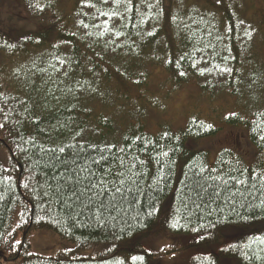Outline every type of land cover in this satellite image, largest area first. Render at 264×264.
Listing matches in <instances>:
<instances>
[{
    "label": "trees",
    "instance_id": "1",
    "mask_svg": "<svg viewBox=\"0 0 264 264\" xmlns=\"http://www.w3.org/2000/svg\"><path fill=\"white\" fill-rule=\"evenodd\" d=\"M242 3L0 0V109L8 118L0 129V264H161L170 251L149 248L154 234L183 240L187 264H264V62L255 52L263 33L244 19ZM5 5L23 13L27 27L8 29ZM189 84L200 99L184 107L182 126L147 123L149 110L166 113ZM61 124L71 131H55ZM222 126L246 130L251 162L224 147L211 163L209 150L196 147ZM12 128L44 148L70 143L81 129L76 142L91 155L114 146L104 155L116 164L138 163L124 176L139 180L137 202L127 197L102 218L96 208L69 212L46 184L37 187V150L10 136ZM149 204L155 214L141 215L147 227H140L132 218ZM228 216L235 224L219 233L213 225ZM173 221L180 226L173 229ZM41 231L73 248L34 253L30 238Z\"/></svg>",
    "mask_w": 264,
    "mask_h": 264
},
{
    "label": "snow or ice",
    "instance_id": "2",
    "mask_svg": "<svg viewBox=\"0 0 264 264\" xmlns=\"http://www.w3.org/2000/svg\"><path fill=\"white\" fill-rule=\"evenodd\" d=\"M109 3L110 0H105ZM183 75V73H181ZM58 99V97H57ZM0 113L4 114V122L0 123V129L7 128L8 118L7 113L4 109H0ZM40 121L33 120V124H37ZM55 131L60 132L61 129H71L68 128L67 124H61L59 126H54ZM10 136H15L20 138L22 143L30 144L33 149L37 151L33 153L36 159L37 166L41 169L36 175L38 179L36 180L37 187H43L47 185L48 190L55 195L60 203L66 207V209L71 212L74 207H82L91 213L92 208H96L97 214L102 218L104 213L107 212L111 215L112 212L117 211V205L121 201H125L129 205L135 204L137 201L135 199L136 193L139 191V180H126L124 179L125 173L128 169L136 170L138 168V163L133 162L131 164H125V159H119V163L116 164V157H110L104 155L105 151L111 153L112 147L108 146L107 149H101L99 156H93L88 151L89 146L84 143H77V137L83 133V129L76 132L71 137L70 143H62L59 147H47L44 148L36 143L34 138L29 140H23L20 136L19 129H8ZM41 133L47 134L51 139V134L47 129H40ZM167 135V133H165ZM264 139V137H261ZM92 151H96L95 146H91ZM70 149H75V151H69ZM22 152H26L27 149H20ZM122 153L124 149L120 150ZM163 155L167 156L168 153L165 152ZM126 158V157H125ZM111 160V163H110ZM139 163H143L139 161ZM115 169V170H114ZM4 172H10L8 168L3 169ZM136 175H139L138 172ZM32 172L29 171V183L23 185L26 189L32 184ZM10 179V177H8ZM220 176L213 177L214 181L220 180ZM135 183L137 185L136 189L130 188L127 185ZM237 183H243L242 181H237ZM227 184V181H225ZM111 192L112 198L105 203L104 197H107ZM44 196H48V191H44ZM217 196L220 193H216ZM119 197V199H117ZM261 210L264 211V201H261ZM155 214V210L152 205L147 206V210L142 207L141 211L137 213L132 219L137 222L140 227H147L146 223L140 222V217H151ZM77 215H82L78 213ZM113 219H117L113 217ZM244 219V217H241ZM128 224L127 221H125ZM235 221L231 216L225 217L224 219H218L213 227L219 225L218 232L223 233L230 226L234 225ZM131 227L130 224H128ZM173 229L178 228L179 222L173 221L170 225ZM205 239V237H201ZM19 243V241H16ZM143 257H133V260H142Z\"/></svg>",
    "mask_w": 264,
    "mask_h": 264
},
{
    "label": "rangeland",
    "instance_id": "3",
    "mask_svg": "<svg viewBox=\"0 0 264 264\" xmlns=\"http://www.w3.org/2000/svg\"><path fill=\"white\" fill-rule=\"evenodd\" d=\"M243 17L247 22L255 28H261L262 36L255 42V52L259 54V58L264 62V0H242ZM8 8L7 5L3 11V23L9 29H18L27 27L25 20L26 16L19 13L16 9ZM13 18L12 20H7ZM20 20V22L18 21ZM262 30V31H261ZM163 75L158 73V80L161 81ZM155 86L153 87V90ZM199 92L194 84H189L182 88L170 102L166 105V113L160 114L159 111L149 110L145 116L147 123H157L160 120L170 121L173 128H177L184 124L185 118L180 113H184V107L193 102H199ZM232 102H234L231 99ZM231 101L229 103H231ZM160 102V101H159ZM158 102V103H159ZM184 109V110H183ZM188 112V110H187ZM186 112V113H187ZM220 126V125H218ZM230 127L222 126L221 132L210 139L201 141L197 148L209 150V161L212 163L219 149L230 147L237 150L238 153L247 161L251 162L254 159L255 148L252 147L247 140V132L240 129H229ZM254 148V149H253ZM32 251L43 256H53L59 249H71L73 245L61 240L57 235L49 231L37 232L30 238ZM148 245L151 250H169L168 254L162 258L161 264H187V257L190 250L185 247V242L179 238L154 234L149 240ZM171 250H176L172 251Z\"/></svg>",
    "mask_w": 264,
    "mask_h": 264
}]
</instances>
